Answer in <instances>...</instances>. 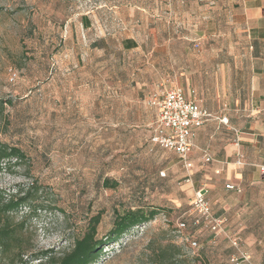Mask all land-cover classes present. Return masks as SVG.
Returning <instances> with one entry per match:
<instances>
[{"label":"rangeland","instance_id":"obj_1","mask_svg":"<svg viewBox=\"0 0 264 264\" xmlns=\"http://www.w3.org/2000/svg\"><path fill=\"white\" fill-rule=\"evenodd\" d=\"M143 1L150 9L151 1ZM179 3L194 9L188 30L199 19V7L233 6L231 0H169L163 7ZM101 4L0 0V140L26 155L0 172V187L20 195L33 189V202L17 215L30 228L23 259L48 264L47 258H37L68 251L93 217L100 218L101 237L115 209L154 205L162 212L106 247L96 264H150L145 253L152 238L175 241L195 264H233L236 250L230 243L222 237L213 241L208 229L195 224L192 176L187 181L179 157L150 141L157 118L148 100L166 90L170 80L166 47H152L150 11L128 15L121 31L120 23L106 16L108 31L83 25L86 19L102 21L106 7L95 16L92 11ZM167 18L187 19L165 11L160 22ZM196 32L189 41L199 49ZM104 36V46L92 44ZM126 36H133L137 46L125 47ZM240 187L238 193L225 186L223 199L216 190L207 195L213 210L227 218L228 231L241 237V248L254 263L264 264V174L244 178ZM180 220L187 222L183 233L176 228ZM187 237L198 241L197 249Z\"/></svg>","mask_w":264,"mask_h":264},{"label":"crops","instance_id":"obj_2","mask_svg":"<svg viewBox=\"0 0 264 264\" xmlns=\"http://www.w3.org/2000/svg\"><path fill=\"white\" fill-rule=\"evenodd\" d=\"M98 1L102 4L92 11L95 16L98 9L106 7L103 19L99 24L96 19H86L82 24L88 28L97 26L108 31L111 21L106 22L105 16L120 23L118 30L121 26L127 28L128 15L149 10L152 47L158 51L163 46L167 51L170 70L166 77L170 80L166 88H181L188 98L201 99L203 108L215 116L195 129L188 157L192 163L191 192L202 189L209 199V190H216L223 199L227 184L240 186L244 178L264 174V0H231L232 7L210 11L199 7V19L190 30L189 17L194 9L189 5L183 8L179 3L177 8H164V2L169 0H150L149 9L141 0ZM165 11L187 19L167 18L160 22ZM195 32L200 39L199 49L192 48L189 41ZM103 40L105 36L94 39L92 44L104 46ZM122 43L127 48L137 46L133 36H126ZM153 110L156 119L158 110ZM223 117L227 123L221 121ZM236 129L240 131L239 146L234 143ZM238 152L242 153L241 164L237 163ZM205 153L211 157L209 162L203 159ZM223 203L226 204L224 200ZM211 206L213 210L212 203Z\"/></svg>","mask_w":264,"mask_h":264},{"label":"trees","instance_id":"obj_3","mask_svg":"<svg viewBox=\"0 0 264 264\" xmlns=\"http://www.w3.org/2000/svg\"><path fill=\"white\" fill-rule=\"evenodd\" d=\"M93 45L97 46V42ZM25 157L20 147L0 140V172L13 159ZM32 192L33 189H29L24 195L7 194L0 187V259L5 260L4 264L27 263L23 257L31 241L30 228L26 219L17 220V215L24 206L33 202ZM160 212L162 209L154 205L115 209L112 225L101 237L97 235L100 218L95 216L86 231L74 239L68 251L58 256L42 253L37 259L47 258L48 264H96L106 247L120 242L134 228L153 221ZM146 247L148 253L145 254L149 256L150 264H195L193 258L181 255V246L171 239L152 238Z\"/></svg>","mask_w":264,"mask_h":264},{"label":"built area","instance_id":"obj_4","mask_svg":"<svg viewBox=\"0 0 264 264\" xmlns=\"http://www.w3.org/2000/svg\"><path fill=\"white\" fill-rule=\"evenodd\" d=\"M148 102L158 110L150 137L152 146L174 152L181 160L184 169L188 171L187 181H189L192 163L188 157L194 146L195 129L214 118V114L203 108L201 99L188 98L181 88L166 89L151 96ZM221 121L228 122L225 117ZM235 132L234 143L239 146L240 131L236 129ZM237 155V163L241 164L243 162L242 153L238 152ZM203 159L205 162H209L211 157L205 153ZM226 188L236 190L239 193L242 191L239 185L227 184ZM192 207L198 215L195 224L208 229L212 234L213 241L222 237L236 250V253L230 258L233 264H258L252 261L248 251L241 248V237L235 232L228 231L227 218L212 210L211 202L202 189L195 192ZM176 228L183 233L187 228V222L185 220L177 221ZM186 239L194 250L197 249L198 241L189 237Z\"/></svg>","mask_w":264,"mask_h":264}]
</instances>
